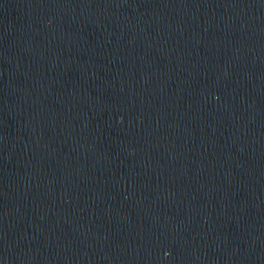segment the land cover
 I'll use <instances>...</instances> for the list:
<instances>
[{
    "label": "clouds",
    "instance_id": "9594fccd",
    "mask_svg": "<svg viewBox=\"0 0 264 264\" xmlns=\"http://www.w3.org/2000/svg\"><path fill=\"white\" fill-rule=\"evenodd\" d=\"M167 255V254H166Z\"/></svg>",
    "mask_w": 264,
    "mask_h": 264
}]
</instances>
